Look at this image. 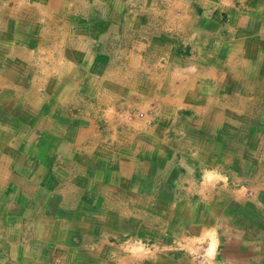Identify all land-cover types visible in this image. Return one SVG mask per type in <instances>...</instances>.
<instances>
[{
  "label": "crops",
  "instance_id": "obj_1",
  "mask_svg": "<svg viewBox=\"0 0 264 264\" xmlns=\"http://www.w3.org/2000/svg\"><path fill=\"white\" fill-rule=\"evenodd\" d=\"M0 264H264V0H0Z\"/></svg>",
  "mask_w": 264,
  "mask_h": 264
},
{
  "label": "rangeland",
  "instance_id": "obj_2",
  "mask_svg": "<svg viewBox=\"0 0 264 264\" xmlns=\"http://www.w3.org/2000/svg\"><path fill=\"white\" fill-rule=\"evenodd\" d=\"M242 1L243 0H233V5L236 7V8H238L241 4H242ZM215 14V18H216V20H222V21H225V19H226V17H224L225 15L224 14H222L221 16L219 15L220 13H214ZM194 33L195 32H190L189 30H188V26H186V34L185 35H188L190 38H192V36L194 35ZM196 34V33H195ZM196 36H198V35H196ZM138 111H140V110H137L136 112H134V113H129L128 112V110L126 111V112H123L122 111V113L124 114V116L126 115V116H129V115H134V114H137L138 113ZM196 125H190V127H195ZM213 127V126H212Z\"/></svg>",
  "mask_w": 264,
  "mask_h": 264
},
{
  "label": "clouds",
  "instance_id": "obj_3",
  "mask_svg": "<svg viewBox=\"0 0 264 264\" xmlns=\"http://www.w3.org/2000/svg\"><path fill=\"white\" fill-rule=\"evenodd\" d=\"M213 176H214V173H208L207 174V179L211 180L213 178ZM209 235H214V234L212 232H210ZM214 246H215V240H213V248L209 249V255L210 256L214 254V251H213Z\"/></svg>",
  "mask_w": 264,
  "mask_h": 264
}]
</instances>
